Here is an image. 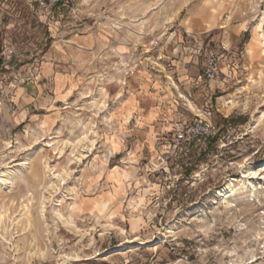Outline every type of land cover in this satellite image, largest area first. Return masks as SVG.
Returning <instances> with one entry per match:
<instances>
[{
  "label": "rangeland",
  "instance_id": "rangeland-1",
  "mask_svg": "<svg viewBox=\"0 0 264 264\" xmlns=\"http://www.w3.org/2000/svg\"><path fill=\"white\" fill-rule=\"evenodd\" d=\"M4 172L0 264H264V0H0Z\"/></svg>",
  "mask_w": 264,
  "mask_h": 264
},
{
  "label": "built area",
  "instance_id": "built-area-1",
  "mask_svg": "<svg viewBox=\"0 0 264 264\" xmlns=\"http://www.w3.org/2000/svg\"><path fill=\"white\" fill-rule=\"evenodd\" d=\"M220 60L221 57L217 53H209L207 55L206 63L203 68V75L208 79H214L215 77H217L219 75L218 63L220 62Z\"/></svg>",
  "mask_w": 264,
  "mask_h": 264
},
{
  "label": "bare ground",
  "instance_id": "bare-ground-1",
  "mask_svg": "<svg viewBox=\"0 0 264 264\" xmlns=\"http://www.w3.org/2000/svg\"><path fill=\"white\" fill-rule=\"evenodd\" d=\"M8 171H9V170H8ZM8 171H7V172H8ZM10 171H12V170L10 169ZM1 175H2V174H1ZM249 175H251L252 178H253V177H258L260 174H257L256 171L251 170V171H249ZM8 176H9V175H8ZM8 183H9V180H8V178H7V173L5 174V172H4L3 175L0 176V187H4V186H6ZM219 191H220V190H219ZM1 218H2V215L0 214V220H1Z\"/></svg>",
  "mask_w": 264,
  "mask_h": 264
}]
</instances>
